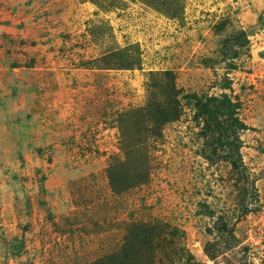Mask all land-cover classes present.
Returning a JSON list of instances; mask_svg holds the SVG:
<instances>
[{
	"label": "rangeland",
	"instance_id": "374dc122",
	"mask_svg": "<svg viewBox=\"0 0 264 264\" xmlns=\"http://www.w3.org/2000/svg\"><path fill=\"white\" fill-rule=\"evenodd\" d=\"M0 264H264V0H0Z\"/></svg>",
	"mask_w": 264,
	"mask_h": 264
},
{
	"label": "trees",
	"instance_id": "16d2710c",
	"mask_svg": "<svg viewBox=\"0 0 264 264\" xmlns=\"http://www.w3.org/2000/svg\"><path fill=\"white\" fill-rule=\"evenodd\" d=\"M167 74L168 75H171L170 74V71H167ZM155 109H156V112L158 113H161V115H163V117H170V119H172L173 116H177V113H178V108L176 105H174L171 110H167V107H162L159 103H156L155 104ZM170 113V114H169ZM149 239L146 240L145 243H149Z\"/></svg>",
	"mask_w": 264,
	"mask_h": 264
}]
</instances>
